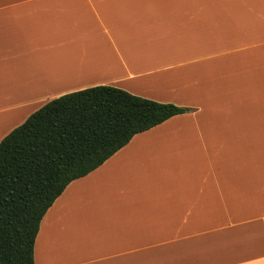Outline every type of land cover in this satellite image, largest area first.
Segmentation results:
<instances>
[{
	"label": "crops",
	"instance_id": "1",
	"mask_svg": "<svg viewBox=\"0 0 264 264\" xmlns=\"http://www.w3.org/2000/svg\"><path fill=\"white\" fill-rule=\"evenodd\" d=\"M96 85L190 111L70 181L34 264H264V0H0V139Z\"/></svg>",
	"mask_w": 264,
	"mask_h": 264
},
{
	"label": "trees",
	"instance_id": "2",
	"mask_svg": "<svg viewBox=\"0 0 264 264\" xmlns=\"http://www.w3.org/2000/svg\"><path fill=\"white\" fill-rule=\"evenodd\" d=\"M189 107L96 85L50 99L0 139V264H34L40 220L75 178Z\"/></svg>",
	"mask_w": 264,
	"mask_h": 264
},
{
	"label": "rangeland",
	"instance_id": "3",
	"mask_svg": "<svg viewBox=\"0 0 264 264\" xmlns=\"http://www.w3.org/2000/svg\"><path fill=\"white\" fill-rule=\"evenodd\" d=\"M174 104V103H173Z\"/></svg>",
	"mask_w": 264,
	"mask_h": 264
}]
</instances>
